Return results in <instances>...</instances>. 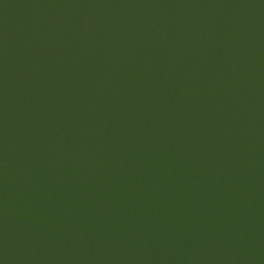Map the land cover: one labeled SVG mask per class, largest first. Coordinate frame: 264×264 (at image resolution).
Masks as SVG:
<instances>
[{
  "label": "water",
  "instance_id": "water-1",
  "mask_svg": "<svg viewBox=\"0 0 264 264\" xmlns=\"http://www.w3.org/2000/svg\"><path fill=\"white\" fill-rule=\"evenodd\" d=\"M0 264H264V0H0Z\"/></svg>",
  "mask_w": 264,
  "mask_h": 264
}]
</instances>
